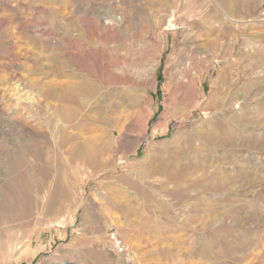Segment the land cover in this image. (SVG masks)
Here are the masks:
<instances>
[{
	"label": "rangeland",
	"instance_id": "obj_1",
	"mask_svg": "<svg viewBox=\"0 0 264 264\" xmlns=\"http://www.w3.org/2000/svg\"><path fill=\"white\" fill-rule=\"evenodd\" d=\"M247 1L0 0V264H264V0ZM63 85L84 86L75 116L47 95Z\"/></svg>",
	"mask_w": 264,
	"mask_h": 264
},
{
	"label": "bare ground",
	"instance_id": "obj_2",
	"mask_svg": "<svg viewBox=\"0 0 264 264\" xmlns=\"http://www.w3.org/2000/svg\"><path fill=\"white\" fill-rule=\"evenodd\" d=\"M36 1V0H35ZM227 1V0H226ZM245 1V0H244ZM246 2H248L247 0H246ZM217 3V2H216ZM227 3V2H226ZM231 3V2H230ZM243 3V2H242ZM225 6L224 7H226V9L228 8V7H231L230 6V4H225V0H224V3H223ZM233 4V3H232ZM237 4V3H236ZM246 4V3H245ZM219 6V5H218ZM242 6V5H241ZM244 6V5H243ZM245 6H247V4L245 5ZM254 6V5H253ZM220 7V6H219ZM255 7V6H254ZM233 8V7H232ZM253 8V7H252ZM220 10V9H219ZM218 10V11H219ZM222 10V9H221ZM228 10H229V8H228ZM236 11V10H235ZM222 12V11H221ZM229 12V11H228ZM114 14V13H113ZM223 14V13H222ZM230 14H231V12H230ZM219 15V14H218ZM236 15V14H235ZM250 15V14H249ZM213 16V15H212ZM225 17L226 18H228L229 16H228V14H226L225 13ZM110 18V20L106 23V24H112V23H117L118 21L117 20H119V19H116L115 18V16H110L109 17ZM209 18H211V17H209ZM213 18V17H212ZM217 18V17H216ZM219 18H221L220 17V15H219ZM219 18H217V20L219 19ZM233 20V19H232ZM230 21V20H229ZM235 21V20H234ZM218 22V21H217ZM221 22L224 24V22L221 20ZM220 26V25H219ZM215 32H218V30L216 31V29H215ZM250 39V38H249ZM247 41V40H246ZM258 41V40H257ZM250 42V41H249ZM256 42V41H255ZM259 42V41H258ZM260 44H262V43H260ZM255 45V44H254ZM252 46V45H251ZM256 46H258V45H256ZM247 47V46H246ZM254 47V46H253ZM250 48V47H249ZM255 48V47H254ZM248 49V48H247ZM255 49H257V48H255ZM251 50V49H250ZM256 53V52H255ZM252 54V53H251ZM264 59V58H263ZM263 61V60H262ZM254 62V61H253ZM261 62V61H260ZM256 66V65H255ZM258 66H260V65H258ZM245 69H246V67H245ZM257 71V70H256ZM261 71V70H260ZM261 73H263V72H261ZM67 85V84H66ZM78 85V84H77ZM104 86V85H103ZM84 86H75V85H73L72 87H68V86H61L60 88H55V89H49L48 91H47V95H48V97H53V96H55V95H58L59 97H60V99L62 100V101H64V102H68V103H70L71 105H72V107H73V109H70L69 110V114H70V116H75L76 115V113L78 112L79 113V101H78V96H79V91L81 90V91H83V88ZM89 89V88H88ZM93 89H94V91L96 92H98V90L96 89V88H94L93 87ZM99 89V88H98ZM85 90V89H84ZM100 90V89H99ZM214 91L215 92H217L215 89H214ZM213 91V92H214ZM81 93V92H80ZM90 93H91V91H90ZM101 95H103V94H101ZM228 98V97H227ZM102 100V99H101ZM103 100H104V98H103ZM70 106V105H69ZM70 108V107H69ZM203 108V107H202ZM106 122V121H105ZM91 123H92V125L94 126V128H95V130L96 131H98L99 132V130L101 129V124L103 123L102 122V120L101 119H95V118H92L91 119ZM101 131V130H100ZM111 133V132H110ZM104 135V134H103ZM111 135V134H110ZM205 140V139H204ZM19 141V140H18ZM186 142L187 143H189V142H192V140L190 139V138H188V140H186ZM83 143V142H82ZM100 145H101V143H100V141H99V136H96V137H94V139H93V142H92V145H91V150H90V152H98L99 150H100ZM188 145H190V144H188ZM191 145L193 146V143H191ZM190 145V146H191ZM80 149H81V147L80 146H78ZM186 147V146H185ZM190 150V149H189ZM19 158V157H18ZM141 163H142V161H141ZM140 163V164H141ZM143 163L150 169V172H152V173H155V174H159V175H161V176H164V177H167V178H172V179H176L178 182H180V188L181 187H184V185L183 184H181V182L183 181V182H185V180L187 181V177H186V175H184V174H181L180 175V169H178V167H174L173 169H170L169 167H167V166H163V162L161 161L160 162V159H159V155H157V154H155V155H147V157L143 160ZM142 163V165L144 166V164ZM156 164H158V165H156ZM179 171V172H178ZM184 173V172H183ZM207 174V173H206ZM204 176V175H203ZM142 180H144L143 179V177L141 178ZM171 179V180H172ZM204 179H205V177H204ZM206 181V180H205ZM205 181H202V182H205ZM207 182V181H206ZM192 184V183H191ZM134 185V184H133ZM185 185H186V183H185ZM190 187V186H189ZM178 189V188H177ZM159 190H161V189H159ZM185 190V189H184ZM196 190V189H195ZM194 190V191H195ZM159 193V192H158ZM142 194H144V196L146 195V192H142ZM147 198V197H146ZM150 200V199H149ZM147 204V203H146ZM146 214V213H145ZM146 219H147V217H146ZM150 220V219H149ZM148 220V221H149ZM146 222V221H145ZM150 222V221H149ZM83 258V257H82Z\"/></svg>",
	"mask_w": 264,
	"mask_h": 264
}]
</instances>
